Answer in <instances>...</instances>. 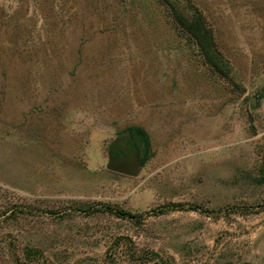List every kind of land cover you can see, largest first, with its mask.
<instances>
[{
    "label": "rangeland",
    "instance_id": "rangeland-1",
    "mask_svg": "<svg viewBox=\"0 0 264 264\" xmlns=\"http://www.w3.org/2000/svg\"><path fill=\"white\" fill-rule=\"evenodd\" d=\"M0 264H264V0H0Z\"/></svg>",
    "mask_w": 264,
    "mask_h": 264
},
{
    "label": "trees",
    "instance_id": "trees-1",
    "mask_svg": "<svg viewBox=\"0 0 264 264\" xmlns=\"http://www.w3.org/2000/svg\"><path fill=\"white\" fill-rule=\"evenodd\" d=\"M170 6H172L171 2H167ZM186 28L188 27V32L200 43L202 44L203 41L210 39V31L206 29L203 24L201 23L200 19L197 18V21L185 24ZM202 53L204 56H209L210 52L207 48L202 46ZM137 148L139 158L143 152V148L147 147V137L144 132L140 129L132 130L129 134Z\"/></svg>",
    "mask_w": 264,
    "mask_h": 264
},
{
    "label": "flooded vegetation",
    "instance_id": "flooded-vegetation-1",
    "mask_svg": "<svg viewBox=\"0 0 264 264\" xmlns=\"http://www.w3.org/2000/svg\"><path fill=\"white\" fill-rule=\"evenodd\" d=\"M121 145L115 148L112 151L111 157H121L122 154L130 153L134 158L139 159L138 151L135 146V143L132 137L129 135L128 137L122 139L120 142Z\"/></svg>",
    "mask_w": 264,
    "mask_h": 264
},
{
    "label": "water",
    "instance_id": "water-1",
    "mask_svg": "<svg viewBox=\"0 0 264 264\" xmlns=\"http://www.w3.org/2000/svg\"><path fill=\"white\" fill-rule=\"evenodd\" d=\"M106 169L108 171L122 175H127V176L136 175V171L132 170L128 165H126L123 159L112 158L110 156L106 164Z\"/></svg>",
    "mask_w": 264,
    "mask_h": 264
}]
</instances>
